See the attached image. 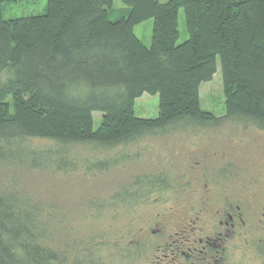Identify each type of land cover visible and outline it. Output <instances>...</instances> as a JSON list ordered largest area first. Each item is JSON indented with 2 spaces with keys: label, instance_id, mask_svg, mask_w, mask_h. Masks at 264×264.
<instances>
[{
  "label": "trees",
  "instance_id": "16d2710c",
  "mask_svg": "<svg viewBox=\"0 0 264 264\" xmlns=\"http://www.w3.org/2000/svg\"><path fill=\"white\" fill-rule=\"evenodd\" d=\"M13 1L0 0V171L101 172L148 134L230 120L264 129V0H120L126 9L115 20L114 0H48L43 13L4 19L3 5ZM148 19L146 46L134 27ZM218 65L220 116L199 99ZM143 93L158 95L153 118L135 115ZM94 112L102 115L97 127ZM114 148L115 155L100 154ZM165 179L139 177L113 201L132 207L167 188ZM39 206L0 178V264H82L51 247Z\"/></svg>",
  "mask_w": 264,
  "mask_h": 264
},
{
  "label": "rangeland",
  "instance_id": "374dc122",
  "mask_svg": "<svg viewBox=\"0 0 264 264\" xmlns=\"http://www.w3.org/2000/svg\"><path fill=\"white\" fill-rule=\"evenodd\" d=\"M47 1L15 0L6 3L3 5V18L43 13ZM125 7L120 0H114L109 18L115 20L122 16ZM178 25L177 42L182 43L188 38L182 9ZM134 34L149 46L152 20L137 24ZM199 99L203 110L216 116L225 113L219 65L212 80L200 85ZM157 106V94L143 93L135 99V115L153 118L157 115ZM101 117V113H93L94 127L99 125ZM254 143H264V129L247 120H230L219 127H187L167 134H148L124 151V159H119L105 171L78 170L67 174L10 165L1 169L0 178L4 185L29 196L40 205L49 223L51 247L67 255L69 260L78 256L82 264H158V227L170 222L171 207L177 197L187 195L192 184L203 189V178L190 183L191 165L206 159L207 147L233 146L241 148L243 153L242 157L230 154L231 157L239 158L245 164L250 156H246L244 149L253 147ZM80 149L86 151V147ZM117 149L100 150V154L115 155L119 152ZM217 157L221 155L213 157L216 162ZM144 175H162L166 178L167 188L149 194L148 199L132 207L121 201L115 205L114 196ZM97 233L104 242L89 241ZM90 244L93 246L87 253L85 251Z\"/></svg>",
  "mask_w": 264,
  "mask_h": 264
},
{
  "label": "flooded vegetation",
  "instance_id": "af4514ba",
  "mask_svg": "<svg viewBox=\"0 0 264 264\" xmlns=\"http://www.w3.org/2000/svg\"><path fill=\"white\" fill-rule=\"evenodd\" d=\"M240 150L207 147L191 165L203 189L192 184L158 227V264H264V143L244 149L245 164L230 155Z\"/></svg>",
  "mask_w": 264,
  "mask_h": 264
}]
</instances>
